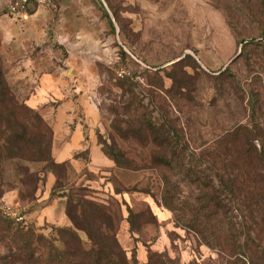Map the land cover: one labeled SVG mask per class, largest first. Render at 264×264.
Instances as JSON below:
<instances>
[{
	"label": "rangeland",
	"instance_id": "1",
	"mask_svg": "<svg viewBox=\"0 0 264 264\" xmlns=\"http://www.w3.org/2000/svg\"><path fill=\"white\" fill-rule=\"evenodd\" d=\"M263 35L264 0H59L23 18L0 8V65L18 102L30 108L26 101L33 84L27 72L58 73L72 94H83L92 105L101 152L103 145L114 146L142 168L120 170L111 162V167L90 169L86 152L78 164H71L72 172L54 170L65 174L68 191L105 206L130 264H240L229 257L226 246L211 249L181 224L191 217L198 190L182 175L156 167L149 156L159 157V147L122 135L119 130L127 126L119 121L134 109L157 125L164 116L188 143L186 166L206 175L231 166L225 171H233L241 181V140L229 144L226 134L253 120L262 130L256 142L264 141V50L249 48L241 55L238 42L263 44ZM179 60L193 93L191 102L181 99L175 106L160 87L171 86L167 76ZM226 68L234 77L230 81L219 77ZM131 82L130 87L121 85ZM249 91L256 97L252 117ZM30 109L50 128L53 141L49 121L40 109ZM47 156L55 161L52 149ZM48 169L46 162L13 159L0 166V209L8 207L23 217L16 223L33 225L44 235L59 226L37 225L35 220L39 195L52 177ZM35 174L46 178L44 185L33 184L30 176ZM163 176L170 180L173 210L161 200ZM78 235L87 248L85 234ZM5 252L0 240V254Z\"/></svg>",
	"mask_w": 264,
	"mask_h": 264
},
{
	"label": "trees",
	"instance_id": "2",
	"mask_svg": "<svg viewBox=\"0 0 264 264\" xmlns=\"http://www.w3.org/2000/svg\"><path fill=\"white\" fill-rule=\"evenodd\" d=\"M261 40L264 41V35ZM238 45H241V55L249 48L264 50V42L262 44L254 40H241ZM172 69L174 73L167 76L172 84L168 89L160 87L161 92L175 106L181 99L191 102L193 90L182 62L179 60L174 63ZM219 77L228 80L234 78L228 68L220 71ZM234 82L240 88L238 81ZM121 85L130 87L132 82ZM128 93L131 95V92ZM246 94L247 107L252 117L256 110V97L253 91ZM136 111H128L132 115L120 119L119 122L127 126L120 129V133L128 134L127 136L141 143L157 145L159 157L151 154L150 161L156 167L182 175L183 179L198 190L194 205L190 207L191 217L183 219L181 224L211 249L226 246L229 257L238 258L240 264H264V141L256 142L262 131L258 124L250 120L248 126H236L226 134L229 144L234 143L238 137L241 140L243 155L238 170L244 175L240 181L233 171H225V168L233 169L231 166L210 170L211 174L207 175L198 171V168L186 166L189 146L172 127L171 121L163 116L157 125L150 116H145V113L136 115ZM51 135L50 128L41 116L18 102L0 65V166L10 159L29 164L49 163L47 173L54 179L49 199H64V214L68 220V224L51 227L50 233L44 235L33 225L16 223L2 218L0 214V240L6 251L0 254V264H130L126 256L127 250L119 248L118 231L114 229L112 217L105 206L93 198L68 191L65 174L60 176L54 173L57 169H61L62 173L68 170L72 172V169L70 161L57 163L47 156L52 149ZM261 138L264 140L263 135ZM86 152L75 153L73 160L80 159ZM102 153L117 169H142L134 167L133 161L126 158V153L114 146L103 145ZM25 171L28 172L27 169ZM37 173L40 175L43 172ZM38 174H35L36 178L30 176V180L33 184L36 182L44 185L46 178L42 179ZM163 179L165 189L161 200L166 208L173 210L170 180L165 176ZM1 186L0 182V197L3 192ZM128 212L130 218L133 213L131 209ZM128 220L127 218V225ZM78 232L85 234L89 242L87 248Z\"/></svg>",
	"mask_w": 264,
	"mask_h": 264
},
{
	"label": "crops",
	"instance_id": "3",
	"mask_svg": "<svg viewBox=\"0 0 264 264\" xmlns=\"http://www.w3.org/2000/svg\"><path fill=\"white\" fill-rule=\"evenodd\" d=\"M29 5L25 13L10 15L13 17H26L29 11L37 8ZM0 8L7 13L5 0ZM9 16V15H8ZM33 84V92L26 103L30 108L40 109L43 116L49 121L53 131L52 155L57 163L70 161V164H78L79 160H73V155L81 151L88 152L87 167L99 169L111 167V161L101 152L94 135L95 111L83 95H74L68 90L70 84L58 73L25 75ZM72 166V165H71ZM50 183L39 195L38 212L35 214L37 225L43 223L64 226L68 220L64 214L63 199H49L50 189L54 179L49 178Z\"/></svg>",
	"mask_w": 264,
	"mask_h": 264
},
{
	"label": "built area",
	"instance_id": "4",
	"mask_svg": "<svg viewBox=\"0 0 264 264\" xmlns=\"http://www.w3.org/2000/svg\"><path fill=\"white\" fill-rule=\"evenodd\" d=\"M59 0H5L7 6L8 15H20L25 13L29 5H34L41 8H50ZM1 214L6 217L13 219L16 222H22L23 217L16 214L14 211L8 207H3L0 209Z\"/></svg>",
	"mask_w": 264,
	"mask_h": 264
},
{
	"label": "water",
	"instance_id": "5",
	"mask_svg": "<svg viewBox=\"0 0 264 264\" xmlns=\"http://www.w3.org/2000/svg\"><path fill=\"white\" fill-rule=\"evenodd\" d=\"M236 56H237V55H236ZM234 58H235V57H234ZM234 58H233V59H234ZM233 59H232V60H233ZM232 60H231L230 62H232Z\"/></svg>",
	"mask_w": 264,
	"mask_h": 264
}]
</instances>
